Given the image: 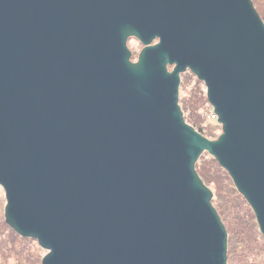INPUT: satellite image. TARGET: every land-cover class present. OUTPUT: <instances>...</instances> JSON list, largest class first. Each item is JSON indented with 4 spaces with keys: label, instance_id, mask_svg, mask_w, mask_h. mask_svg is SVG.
I'll use <instances>...</instances> for the list:
<instances>
[{
    "label": "water",
    "instance_id": "1",
    "mask_svg": "<svg viewBox=\"0 0 264 264\" xmlns=\"http://www.w3.org/2000/svg\"><path fill=\"white\" fill-rule=\"evenodd\" d=\"M187 69L217 139L185 121ZM204 152L264 235V22L252 0H0L4 216L46 250L42 264H228L195 168Z\"/></svg>",
    "mask_w": 264,
    "mask_h": 264
},
{
    "label": "trees",
    "instance_id": "2",
    "mask_svg": "<svg viewBox=\"0 0 264 264\" xmlns=\"http://www.w3.org/2000/svg\"><path fill=\"white\" fill-rule=\"evenodd\" d=\"M252 2L264 21V0ZM179 104L189 125L209 139L214 140L219 136L222 129L216 117L213 118L215 121H209L201 113L203 109H212L207 100L204 82L189 69L181 74ZM195 168L205 185L212 190L211 202L226 227L227 263L264 264V235L252 208L239 193L230 175L208 152L199 157ZM5 204V193L0 186V264H42L46 250L36 239L21 236L7 224Z\"/></svg>",
    "mask_w": 264,
    "mask_h": 264
},
{
    "label": "rangeland",
    "instance_id": "3",
    "mask_svg": "<svg viewBox=\"0 0 264 264\" xmlns=\"http://www.w3.org/2000/svg\"><path fill=\"white\" fill-rule=\"evenodd\" d=\"M255 7V6H254ZM258 12V11H257ZM259 13V12H258ZM260 15V14H259ZM261 17V16H260ZM264 22V21H263ZM129 42L127 43L128 44V48L130 49V51L131 52H133L134 54H132L133 56H132V59H133V62H136L137 61V59H138V56H139V53L141 52V50L143 49V45H141L138 41H136V39L134 38V39H129L128 40ZM136 56V57H135ZM172 70V67H170V71ZM182 94H183V92L181 91L180 92V97H182ZM201 113H203V115H205V116H207L208 117V120L209 121H215L213 118V113L210 111V109L209 110H202L201 111ZM222 129V128H221ZM218 130H216V132H217ZM221 133H222V131H221ZM220 133V134H221ZM219 134V135H220ZM218 138V137H217ZM217 138H215V139H217Z\"/></svg>",
    "mask_w": 264,
    "mask_h": 264
},
{
    "label": "flooded vegetation",
    "instance_id": "4",
    "mask_svg": "<svg viewBox=\"0 0 264 264\" xmlns=\"http://www.w3.org/2000/svg\"><path fill=\"white\" fill-rule=\"evenodd\" d=\"M131 39H134V37H130ZM129 38V39H130ZM128 39V40H129ZM136 39V38H135ZM136 41H138L137 39H136ZM158 40H155L154 42H153V44H155L156 42H157ZM129 41H127V43H128ZM139 42V41H138ZM132 54H134L133 52H132ZM133 56V55H132ZM131 59H132V57H131ZM132 61H133V59H132ZM170 67V66H169ZM173 68V67H172ZM169 70H170V68H169Z\"/></svg>",
    "mask_w": 264,
    "mask_h": 264
},
{
    "label": "built area",
    "instance_id": "5",
    "mask_svg": "<svg viewBox=\"0 0 264 264\" xmlns=\"http://www.w3.org/2000/svg\"><path fill=\"white\" fill-rule=\"evenodd\" d=\"M213 115V117L215 116L214 114H212Z\"/></svg>",
    "mask_w": 264,
    "mask_h": 264
}]
</instances>
